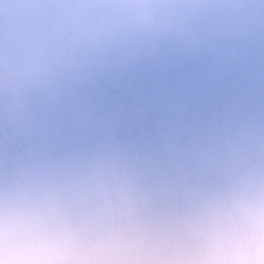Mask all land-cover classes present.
Here are the masks:
<instances>
[{
    "label": "water",
    "instance_id": "1",
    "mask_svg": "<svg viewBox=\"0 0 264 264\" xmlns=\"http://www.w3.org/2000/svg\"><path fill=\"white\" fill-rule=\"evenodd\" d=\"M0 0V264H264V20L178 0Z\"/></svg>",
    "mask_w": 264,
    "mask_h": 264
},
{
    "label": "clouds",
    "instance_id": "2",
    "mask_svg": "<svg viewBox=\"0 0 264 264\" xmlns=\"http://www.w3.org/2000/svg\"><path fill=\"white\" fill-rule=\"evenodd\" d=\"M118 3L130 5L112 9V13L138 20L149 30L162 28L163 21L175 17L181 10L174 5L178 0H117ZM246 14L264 20V0H246ZM204 227L210 231L245 234L255 231L256 239L252 242L256 248L264 247V227L249 223V208L247 205L218 208L213 210L204 220Z\"/></svg>",
    "mask_w": 264,
    "mask_h": 264
}]
</instances>
